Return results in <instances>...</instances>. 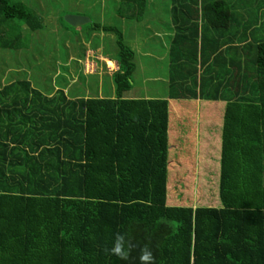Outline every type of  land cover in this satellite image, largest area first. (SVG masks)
Listing matches in <instances>:
<instances>
[{
  "label": "trees",
  "instance_id": "1",
  "mask_svg": "<svg viewBox=\"0 0 264 264\" xmlns=\"http://www.w3.org/2000/svg\"><path fill=\"white\" fill-rule=\"evenodd\" d=\"M109 1L126 22L148 15V0ZM157 1L174 25L163 98L127 96L135 51L92 18L115 38L113 96L0 83V264H139L105 253L118 232L155 264H264V0ZM66 13L57 23L74 28ZM43 28L42 13L0 0L5 49Z\"/></svg>",
  "mask_w": 264,
  "mask_h": 264
},
{
  "label": "rangeland",
  "instance_id": "2",
  "mask_svg": "<svg viewBox=\"0 0 264 264\" xmlns=\"http://www.w3.org/2000/svg\"><path fill=\"white\" fill-rule=\"evenodd\" d=\"M157 0H153L152 5H148V15L139 23L134 29H139L137 32H131V22H126L119 16H116L113 11V4L109 0H10V2H22L24 5L36 11L42 13L44 20V28L34 33L22 37L23 42H19L21 48L17 49H5L2 46L3 39L0 38V83L3 81L8 83L11 80L30 78L40 90L45 92L53 91L57 88H66L69 98L73 97L76 92L81 95H89L94 97L98 96L110 97L114 95L112 81L110 77L105 74H92L93 72L101 70L102 62L105 67L114 71L116 69V63H109L106 61L105 56H101V51L97 50L94 54L89 56V62L86 59L83 61L82 67H71L76 63L74 61L67 62L68 53L73 51L74 45L73 38L78 35L80 37L81 44L75 43V45L81 49L87 48L86 44L89 43L91 49L95 47H107L109 49V56L116 57L115 41L110 40L109 36H113L111 33H106V37H100V31L92 32L89 28L90 24L86 23L81 26V29L66 28L58 24V18L61 11H70V14H80L93 19L94 21L100 20L99 17L104 15L105 21L108 25H115L119 27L123 32L126 28L125 43L129 46H133L135 35H142L138 42L146 38L148 35L151 39H147L139 45L140 50L137 47V55L135 58V71L132 74L133 87L131 91L127 93V96H136V98H150L157 99L165 96V83L161 79L165 80L167 66L165 65V44L166 37L163 40L160 39L163 28L155 27L156 21L160 15H165V11L161 13L160 6L156 4ZM198 1V8L201 0ZM232 3L235 0H228ZM241 0L240 9L244 11H256L259 1L255 0ZM158 2V1H157ZM170 2V0H169ZM159 4V3H158ZM160 7V8H158ZM82 13V14H81ZM153 13V14H152ZM69 14V13H66ZM63 15V19L64 16ZM100 15V16H98ZM106 15V16H105ZM146 18V19H145ZM148 19H151L150 23L144 25ZM153 19V20H152ZM168 20H165V23ZM125 22V23H124ZM89 24V25H87ZM143 24V26L141 25ZM86 25V26H85ZM125 25V26H124ZM24 28V26H21ZM1 30V29H0ZM102 32V31H101ZM156 32V34L154 33ZM23 33H27L26 30ZM166 34V32H165ZM165 36V35H164ZM262 37L264 34L261 35ZM146 42L148 45H146ZM113 46V49H111ZM148 46V47H147ZM149 49V52L153 54V57H145L143 50ZM91 51H87L89 55ZM84 54V53H83ZM103 55V54H102ZM82 54L78 55L79 57ZM107 56V57H109ZM154 56L161 57L160 60ZM92 57H95L92 61ZM97 62V66H96ZM94 64V65H93ZM99 65V66H98ZM101 65V66H100ZM80 68L83 73H80ZM107 69V70H108ZM76 70H79L75 72ZM74 71L75 84H73L70 75ZM92 72V73H91ZM104 73V71H103ZM85 74V76H83ZM92 74V75H88ZM34 84V85H35ZM111 85V88H110Z\"/></svg>",
  "mask_w": 264,
  "mask_h": 264
},
{
  "label": "crops",
  "instance_id": "3",
  "mask_svg": "<svg viewBox=\"0 0 264 264\" xmlns=\"http://www.w3.org/2000/svg\"><path fill=\"white\" fill-rule=\"evenodd\" d=\"M149 2H153V0H148V3ZM150 4V3H149ZM167 8L168 9H165V15H160V17H159V19L156 21V26L155 27H157V28H163L164 26H166V28H165V30H161L162 31V36H161V38L160 39H162L163 40V37H166V44H165V65L167 66V69L170 67V66H172V63H171V60H170V54H169V51H170V42L172 41V36H173V34H174V25H173V21H172V12H171V10H170V8H171V6L170 5H168L167 6ZM162 12H164L163 10H161V13ZM261 13V15H262V18H263V12H260ZM42 15H43V12H42ZM78 15H80V14H78ZM106 16V15H105ZM99 19H100V22L101 23H103V22H106L105 21V17H104V15L102 16H100L99 17ZM168 20L166 23H165V20ZM259 19H260V14H259ZM139 23H142V21L141 22H131V32H137L139 29H134L136 26H139L138 24ZM203 21L201 20V18H200V16H199V18H198V21H196V24H197V26H198V29L200 30V28H201V26H203V27H205V25L207 26V24H205L204 23V25H203ZM86 24V23H85ZM148 24V22H146L144 25H147ZM142 26H143V24H141ZM82 26V25H81ZM81 26H77V27H74V28H77V29H79ZM125 26V25H124ZM163 26V27H162ZM140 27V26H139ZM261 30L263 31V33H264V29H262L261 28ZM201 31H202V28H201ZM126 32V28H125V30H124V32L123 33H125ZM165 32H166V34H165ZM200 32V31H199ZM155 34H156V32H154ZM165 35V36H164ZM208 35H210L211 36V34L210 33H208ZM106 37V33L105 32H101V30H100V37ZM141 35H135V38H134V43H132V48L134 49V51H135V58H136V55H137V49L135 50V48L134 47H137L138 48V50H140V48H139V45H141L142 43H145L144 41H145V39L143 38V40H141L140 42H138V40H139V37H140ZM149 38H151L149 35L147 36V39L149 40ZM109 39L110 40H113V41H115V38H114V36H109ZM146 45H148V43L146 42ZM116 46V45H115ZM86 49H85V52H84V55H83V58H81V57H79V59H78V55L77 54H75V53H73V52H70V53H68V56H67V62H72V61H74L76 64L74 65V66H72L71 68L72 69H74V67H82V64L81 63H83V61L86 59V61H88L89 62V56H91L92 54H94L97 50H99V51H101V53L103 54H101V56H105V59H106V61L108 62V64L109 63H112V62H115L116 63V60L114 59V58H112V57H110L109 55V52H111V51H109L108 49H107V47L105 46V47H99V46H97V47H95V49H91L90 47H89V43H87L86 44ZM148 47V46H147ZM111 49H113V51H114V48H113V46H111ZM87 51H91V53L88 55L87 54ZM143 52H144V55H145V57H148V58H150V57H153V54H151L150 52H149V49H145V50H143ZM107 56H109V57H107ZM156 59H158V60H160V58L161 57H158V56H154ZM93 59H95V57H92V61H94ZM181 59V56L179 55V58H178V60H180ZM90 63V62H89ZM209 63L207 62L206 63V66L208 65ZM94 65V64H93ZM102 67H101V70L103 69V71H104V73H103V71L102 72H100L99 71V68H97L98 69V71H96V72H91L92 74H105V75H107L108 77H110L111 76V74L113 73V71L111 70V69H108V68H106L105 67V65H104V63L102 62ZM177 65L178 66H180L178 63H177ZM96 66H97V62H96ZM99 66V65H98ZM101 66V65H100ZM108 69V70H107ZM116 69H117V64H116ZM115 69V70H116ZM114 70V71H115ZM73 71H72V73H71V75H73ZM82 73H83V71H82ZM92 74H88V75H92ZM166 76H165V80L164 79H161V81L163 82V83H165V82H167V80H168V72L166 71ZM85 75V74H84ZM71 80H72V82L74 83L75 81V77H74V75L72 76V78H71ZM11 81H14V80H11ZM11 81H9V82H11ZM4 84H6L5 83V81H3L2 82V85H4ZM67 88V87H66ZM65 89V88H64ZM56 90V89H55ZM55 90H53V91H50V92H45L44 94L45 95H48V96H50V95H52V94H54V91ZM67 90V89H66ZM66 90H64V93H65V95L67 96V98L69 97L68 95V93H67V91ZM80 96H82L81 94H78L77 93V95L76 96H74V97H77V98H79ZM97 96H98V94H97ZM98 97H103V96H98ZM131 98L132 97H134V96H130ZM136 97V96H135ZM72 98V97H71ZM146 98H148V97H146ZM199 102V101H198ZM220 111H221V113H223L224 112V108H221L220 109ZM216 123V125L218 124V121H216V122H207V124L206 125H214ZM216 125H214V126H216ZM200 126H199V124H197V144H196V151H197V154H199V151H198V148L200 149V139H199V136H200ZM206 134H203L202 136H205ZM214 145H213V143H212V141L211 140H205V144H204V146H202V148H203V150H204V152L205 153H208V152H211L212 150H215L214 148Z\"/></svg>",
  "mask_w": 264,
  "mask_h": 264
},
{
  "label": "clouds",
  "instance_id": "4",
  "mask_svg": "<svg viewBox=\"0 0 264 264\" xmlns=\"http://www.w3.org/2000/svg\"><path fill=\"white\" fill-rule=\"evenodd\" d=\"M138 249V255L133 257V252ZM105 253L111 254L123 261L138 260L139 264H155V256L148 244L139 246L131 236L116 233L112 241L111 247L104 248Z\"/></svg>",
  "mask_w": 264,
  "mask_h": 264
},
{
  "label": "water",
  "instance_id": "5",
  "mask_svg": "<svg viewBox=\"0 0 264 264\" xmlns=\"http://www.w3.org/2000/svg\"><path fill=\"white\" fill-rule=\"evenodd\" d=\"M64 20L72 27L81 26L90 21L88 17L76 14H66Z\"/></svg>",
  "mask_w": 264,
  "mask_h": 264
}]
</instances>
